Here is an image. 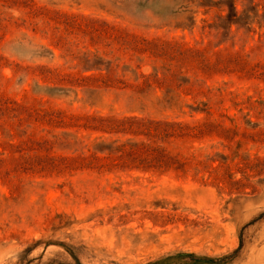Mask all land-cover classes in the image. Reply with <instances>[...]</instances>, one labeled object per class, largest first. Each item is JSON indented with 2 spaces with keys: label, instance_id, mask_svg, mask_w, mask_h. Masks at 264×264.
Wrapping results in <instances>:
<instances>
[{
  "label": "rangeland",
  "instance_id": "1",
  "mask_svg": "<svg viewBox=\"0 0 264 264\" xmlns=\"http://www.w3.org/2000/svg\"><path fill=\"white\" fill-rule=\"evenodd\" d=\"M252 1L264 6V0H245ZM34 2L53 12L94 16L140 35L191 45L223 41L220 47L250 50L255 43L246 35H208L201 22L194 30L159 27L151 13L136 11L131 0L122 6L137 14L115 9L108 0ZM49 43L27 29L9 28L0 45L8 60L0 70V91L19 101L30 95L70 113L136 115L189 125L210 118L218 125L200 137L161 142L188 161L184 169L78 166L65 173L34 172L19 165L30 162V154L14 153L0 136V264H178L173 257L184 252L200 257V264H264V137L245 117L248 109L235 108L229 94L264 97V83L230 75L209 80L228 93L224 108L215 106L212 116L171 107L161 91L48 89L38 77L17 73L10 64L63 67L61 50ZM54 154L69 153L56 147ZM36 162L48 164L44 157Z\"/></svg>",
  "mask_w": 264,
  "mask_h": 264
},
{
  "label": "trees",
  "instance_id": "2",
  "mask_svg": "<svg viewBox=\"0 0 264 264\" xmlns=\"http://www.w3.org/2000/svg\"><path fill=\"white\" fill-rule=\"evenodd\" d=\"M124 1L108 0V4L133 12L122 6ZM131 1L136 11L151 13L159 27L194 30L201 22L208 35H246L255 43L250 50L220 47L223 41L191 45L173 38L140 35L94 16L53 12L37 6L34 0H0V45L7 30L17 27L60 49L63 67L10 64L17 73L38 77L45 83L44 88L133 87L140 92L161 91L169 106L189 107L209 116L215 113V106L224 108L228 96L222 87H212L209 80L230 75L264 83V6L245 0ZM6 10H18L21 15L15 18ZM51 54L55 56L54 51ZM7 64L0 53V70ZM229 94L235 108L248 109L245 117L264 137V97L242 99L233 92ZM252 117L257 120L249 119ZM216 122L207 118L189 125L136 115L70 113L46 106L30 95L19 101L0 91V136L14 153L30 154V162L19 165L34 172L57 169L65 173L78 166L99 171L184 169L188 161L172 155L161 142L203 136L218 125ZM56 147L69 154L52 155ZM44 151L47 154L43 155ZM41 157L46 158L47 166L36 162ZM39 165H43L42 170H38ZM173 259L178 264H200L202 260L185 252Z\"/></svg>",
  "mask_w": 264,
  "mask_h": 264
}]
</instances>
